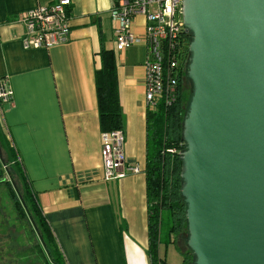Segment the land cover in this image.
<instances>
[{
  "label": "crops",
  "instance_id": "0c3cea01",
  "mask_svg": "<svg viewBox=\"0 0 264 264\" xmlns=\"http://www.w3.org/2000/svg\"><path fill=\"white\" fill-rule=\"evenodd\" d=\"M56 1L0 0V78L12 91L11 102L0 106V130L17 151L67 264H150L145 49L116 50L115 0H69L70 40L23 49L10 23ZM133 30L143 33L142 17ZM103 49L116 58L126 163L140 168L115 181L103 180L100 155L95 72Z\"/></svg>",
  "mask_w": 264,
  "mask_h": 264
},
{
  "label": "water",
  "instance_id": "95a60500",
  "mask_svg": "<svg viewBox=\"0 0 264 264\" xmlns=\"http://www.w3.org/2000/svg\"><path fill=\"white\" fill-rule=\"evenodd\" d=\"M181 155L195 264H264V0H182Z\"/></svg>",
  "mask_w": 264,
  "mask_h": 264
},
{
  "label": "trees",
  "instance_id": "16d2710c",
  "mask_svg": "<svg viewBox=\"0 0 264 264\" xmlns=\"http://www.w3.org/2000/svg\"><path fill=\"white\" fill-rule=\"evenodd\" d=\"M191 40V34L184 33L186 59L179 62L174 100L167 103L164 97L154 110L147 111L144 172L150 264H168L159 250L170 245L180 255L181 264H195L187 240L182 246L178 243L181 235H188L186 205L181 195V155L185 151L183 123L192 96L187 78ZM185 80L189 82L188 89L184 87ZM95 93L100 131L122 129L117 65L112 50L103 49L100 53ZM0 131V160L4 168L0 171V238L7 236L0 239V264H67L16 149ZM4 172L8 179L3 178Z\"/></svg>",
  "mask_w": 264,
  "mask_h": 264
},
{
  "label": "built area",
  "instance_id": "2783aa9c",
  "mask_svg": "<svg viewBox=\"0 0 264 264\" xmlns=\"http://www.w3.org/2000/svg\"><path fill=\"white\" fill-rule=\"evenodd\" d=\"M69 0H58L22 11L10 23L22 48L49 49L70 40ZM143 19V33L133 30L136 18ZM110 19L115 48L131 46L145 49V101L149 110L165 97L175 98L179 62L186 59L182 20V0H115ZM12 91L8 81L0 78V106L10 103ZM103 180L115 181L129 174H138L137 165L126 163L122 129L101 132Z\"/></svg>",
  "mask_w": 264,
  "mask_h": 264
},
{
  "label": "rangeland",
  "instance_id": "374dc122",
  "mask_svg": "<svg viewBox=\"0 0 264 264\" xmlns=\"http://www.w3.org/2000/svg\"><path fill=\"white\" fill-rule=\"evenodd\" d=\"M184 87L187 89L189 88V82L186 80L184 81ZM0 132H1V134H3L2 131H0ZM2 169L4 170L2 163H1V160H0V171ZM3 178L8 179V176L5 172H4ZM163 233H164V231L162 232V234ZM6 238H7V236H3L0 239L3 241V239H6ZM187 238H188V235H185V234L181 235V237L178 238L179 245L182 246V244L185 243ZM182 250H184V249L182 248ZM159 252H160V255L166 256V260L169 264H180L181 257L175 248H173L171 246H167V247L161 246Z\"/></svg>",
  "mask_w": 264,
  "mask_h": 264
}]
</instances>
